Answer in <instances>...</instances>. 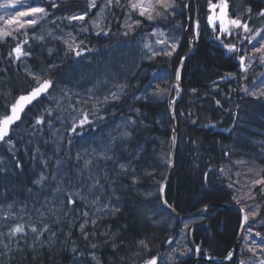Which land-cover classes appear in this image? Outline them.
I'll list each match as a JSON object with an SVG mask.
<instances>
[{
    "label": "trees",
    "instance_id": "trees-1",
    "mask_svg": "<svg viewBox=\"0 0 264 264\" xmlns=\"http://www.w3.org/2000/svg\"><path fill=\"white\" fill-rule=\"evenodd\" d=\"M42 7H45L49 12L52 7L50 3L52 0H32ZM54 2L59 5V9L66 14L73 13L79 14L88 9L87 0H54ZM102 0H97L98 6L101 4ZM126 0H121L122 7H125ZM128 2V1H127ZM178 5L175 15L168 16V18L163 20H156L155 22L141 23L139 26L135 27L134 30L128 35H124L126 29L120 27L118 22L124 21L126 19L125 13L121 10L119 16L115 19L113 23H109L104 19L101 27L105 29V32H101L97 35L98 29L93 27L90 24V20L93 18L92 13L89 12V16L84 22H78L76 26H69L66 29H58L54 25H48L46 29L50 35L53 36L57 32H62V37L65 39H71L69 33L72 34V38L75 39L77 43L81 40L84 43L81 45L82 49H85L82 52V55L76 56L72 52H68L67 46L63 43V40H47L44 38L46 35L41 33L38 28L34 26L24 29L22 32H27L28 43L23 45V49L26 52H30V56H23L20 60L15 59V54L9 56L8 53L17 44L18 40L24 39L17 35L18 40H13L11 37L7 40H0V117L2 115H7L10 112L9 106L17 99L20 95L28 92L31 86H33L32 79L27 75L25 67L27 66L28 70L34 73L41 75L44 78H49L53 81L52 88L49 89L50 97L46 98L44 95L38 99L30 108L24 113L22 120L15 124L10 133L9 137L15 144L14 152L8 151V145L0 142V169H7V172H0V197L7 198L9 196H22V197H35L42 200L47 197H51V189L45 188L43 191H40L39 186L34 185L32 181L38 178V174L41 171H45L46 174H51L55 172L54 161L60 159L63 164L61 167V173H67L70 175L73 173L74 165L73 159L77 152L72 150L73 143L82 138H88L89 128L86 131L82 132H71L70 124L68 120L74 116L75 110H77V103L73 100L67 101V94L65 91H62L61 87H66V81L68 78L71 80L74 77H86L88 79L95 80L98 84L107 82L111 84L123 83L126 85L138 86L139 89L149 90L148 88L149 79H157L158 83L156 85H168L173 82V78L167 79L165 71H174L176 70L181 58L186 55L189 45L185 37V29L187 27V19L184 15L185 1L176 0ZM209 1L201 0V39L198 44L197 52L193 59L188 61L183 69L182 73V84L185 90V96L183 101H181L179 110V118H185L189 122H192L195 119H198L196 128L194 129V135L189 132H186L187 137H185L183 131L181 130V144L188 145L189 156L188 158H180L178 164V169L176 174H179L180 179H174V182L170 188L169 201L177 211L180 213L186 214L189 212V206L183 200L184 197H187L186 190L191 188L189 197L195 198L200 194V189L203 192L204 189V177L205 169L208 165L211 164V161L220 160L222 164L216 166V176L215 178L209 179L210 184L215 185L217 179H222L223 173L220 169H224V166H229V158H232V151H234V146H238L237 143L242 147L255 148L264 146V136L259 135L258 131H261L264 126V97H261V101L255 100L256 97L249 95L248 93L243 92L241 89L235 87L236 76H233V71L241 69L238 63L237 56L243 54H230L225 49L221 47L219 41L215 39V36L218 34V31H213L210 28H206L202 25L206 24V18L210 13ZM231 3V10L236 14H240L243 18V14L247 7H251L252 14L255 17V13L259 12L261 9H264V0H229ZM72 15V14H71ZM264 22V18H257L254 21L250 22L255 23L259 26ZM130 23V22H129ZM87 27V31L82 33L78 27L80 26ZM51 26L52 28H49ZM38 27V26H37ZM110 28L111 31H107ZM158 30L163 31L166 36L169 37V42H171V37H176L179 40V45L173 54L169 56L161 55H149L148 48L146 47L148 43V37H152L154 31ZM191 32V31H190ZM207 32L210 36L207 40ZM204 35V36H202ZM44 36V40L37 39V37ZM224 43H237V46L242 48L246 47L247 41L243 45L239 44L237 39L234 37L224 38ZM255 43V42H253ZM248 49L251 50V45H248ZM51 50V51H50ZM256 55H259L258 53ZM75 62V64H74ZM247 63V61H246ZM258 63L253 64V67L248 70V75L253 74L259 85L263 86L264 77L262 73L264 69L262 66L259 68ZM55 65V67H52ZM256 65V66H255ZM172 74V72H171ZM230 74V75H229ZM239 75H242L239 73ZM223 77V78H222ZM226 77H234L233 80L227 84H224L223 88L219 87L221 81ZM106 81V82H105ZM195 89V91H193ZM226 92H223V90ZM213 93H210L209 91ZM215 90L221 91L220 94H216ZM209 95V97H208ZM191 100H200L208 104L210 111H205L208 113H198L196 106L188 103L187 99ZM114 101L116 106V111L121 112L122 106ZM135 104L140 111L137 123L140 125V130L138 132H144L145 137L141 138L140 141L136 142V138L132 139L130 144H124L123 148H140L143 150L142 146L146 151H150L149 156L145 158L149 160V164L155 161V158H161L162 162L165 164L166 155L170 151V143L166 135L168 134L167 127L169 128V116L166 113L167 110L161 111L159 114L156 107L152 104L145 102H132ZM219 101V104L216 102ZM243 104H248L249 111L241 110ZM252 104V105H251ZM72 105H75L73 109ZM184 105V106H183ZM45 109H51V116L45 111ZM257 109L254 114L252 110ZM226 111V113H225ZM124 112V110L122 111ZM109 113V112H108ZM166 113L167 119H163V122H160L161 116ZM228 114V117H227ZM43 115L45 119L44 125H36L35 119ZM215 116L221 118L222 126L221 128L229 129L230 135L224 136L221 133H216L214 130L213 122L209 120H215ZM92 119V123L97 127V124L100 123L103 126H99L98 130H102L103 127L107 126L108 121L105 119L108 118L106 114L101 113L97 116V119ZM233 118L236 119L233 121ZM254 118L261 123H251V119ZM52 121V128L47 126V121ZM63 120L64 124L57 125V123ZM105 121V122H102ZM184 122V121H183ZM94 126V125H93ZM90 126V127H93ZM198 126V127H197ZM201 126V127H199ZM206 126L209 132L205 133L203 127ZM209 126L211 128H209ZM166 128V129H165ZM59 129L62 130L63 134L59 132ZM58 130V131H56ZM95 129L94 135L96 136ZM132 131V130H131ZM35 132V135L32 133ZM210 132L215 134L210 135ZM92 133V134H93ZM151 134L153 137H147L148 134ZM60 136L61 139H64L62 145L59 143H54V140H58L57 136ZM202 134H204L202 136ZM65 136V138L62 137ZM134 135V132H133ZM162 135L158 138V136ZM238 136H247L245 142H238ZM6 137L5 139H9ZM56 137V138H55ZM215 137L217 139H215ZM71 140V144L68 141ZM189 140V141H188ZM147 141H152V145L147 146ZM195 141V143H194ZM59 148L58 151H55L56 148ZM142 147V148H141ZM39 148V154H37L36 149ZM133 149V150H134ZM241 152H245L244 149H240ZM227 153V155H226ZM179 154V151H178ZM118 156H116L117 158ZM42 159L49 160V165L47 169H44L41 163ZM250 157L242 158L244 161H249ZM22 165V168H16V161ZM146 162V163H148ZM264 162H261L258 165H263ZM246 164V163H245ZM255 166V165H254ZM252 166V167H254ZM166 170H163L161 173H158L159 178H164L167 173ZM167 172V171H166ZM145 172H140L136 175V179L139 177L145 176ZM196 183V184H195ZM142 182H137V185L132 189L118 190L111 186L112 192L110 193L112 197H119V203L122 205L121 211L117 212L115 220L113 222V231L117 232L120 235L121 246L119 250L114 247L113 243H107L105 249H102L100 238L95 232L86 231L87 239L84 238V234H81L80 239H85V243L91 242L92 245L95 244L96 247H90V244L84 245L81 244V253L86 257L91 256L90 250L95 251L98 254V259L103 261L104 264H111L106 260L105 257L112 255L113 258L119 256L114 264L124 261L126 264L130 262H136L138 260L142 261L145 258V247L137 245V238L135 237H144L146 240L147 246L154 248L155 246H160L164 240L165 233L169 230L174 234V230H178L174 224L176 223V218L172 215H166L160 217L161 212L164 210L158 208L152 200H150L149 205L146 204L144 198H149L156 191L146 187L145 191L148 192L145 195H141L138 191V187ZM186 184V185H185ZM213 185V186H214ZM55 184L53 183V187ZM212 186V187H213ZM31 188L32 192L29 193L27 189ZM114 190V195H113ZM181 195V200L178 198V193ZM48 194V195H47ZM139 194V195H138ZM142 196V197H141ZM218 196H207L205 197L208 202H214ZM264 197V196H260ZM31 198V197H30ZM108 198V195L106 196ZM262 200L253 199L255 206L256 204H261V214L252 219L256 224H260L264 227V198ZM107 200V199H106ZM28 202L29 200H20ZM220 202L219 200H216ZM248 210L252 209L246 207ZM163 213V212H162ZM165 217V218H164ZM224 219V222L222 221ZM222 220L216 221L218 226L208 227L205 225V228L199 231H202L206 237L209 233L212 234L211 242L214 243L213 254L216 256L222 257L230 250L233 246L235 240L237 239L238 233V218L237 216L225 215ZM164 221V222H163ZM226 221V222H225ZM223 222V224H222ZM164 224V225H163ZM224 229L221 226H224ZM134 229V242L132 239V233L130 232ZM61 241L43 243L42 248L37 246V243L33 242L37 246V249L40 251L42 249L50 248L47 252H38L32 251L33 243L29 247L23 248L20 250L23 254L20 257V262L14 264H68L63 261H57L56 255L62 251V247L65 248L64 252L67 250L66 245L72 243L70 236L72 235V225L69 222H66L63 229H61ZM125 230H128V233H123ZM175 231V232H176ZM261 233L260 230H257ZM29 232V231H28ZM33 241H40L41 243L45 240H36L33 237V234L29 232ZM264 235L263 233H261ZM77 241V238H74ZM160 240V241H159ZM74 241V242H75ZM118 243V242H117ZM47 245V246H46ZM112 248V249H111ZM116 248V249H115ZM147 248V247H146ZM44 253V254H43ZM10 253H7V255ZM6 255V256H7ZM5 259H9L6 257ZM121 259V260H119ZM131 260V261H129ZM1 260L0 264H9ZM92 263L87 264H96L95 260H92Z\"/></svg>",
    "mask_w": 264,
    "mask_h": 264
},
{
    "label": "bare ground",
    "instance_id": "bare-ground-1",
    "mask_svg": "<svg viewBox=\"0 0 264 264\" xmlns=\"http://www.w3.org/2000/svg\"><path fill=\"white\" fill-rule=\"evenodd\" d=\"M4 1L6 0H0V4H2ZM128 0H126L125 2V7H115L113 6L110 10H106L104 13L105 19L109 22V23H113L115 21V19L119 16L120 11L122 10L125 13L126 19L128 18V14H129V8L127 7V2ZM185 1V5H187V7L184 8L183 12L184 15L187 19V27L185 29V37L186 40H193L194 36H193V32H194V22L196 21V19L199 21V38L198 40L201 39V0H184ZM209 1V0H207ZM210 2H212L213 4H218L217 0H210ZM102 3V2H101ZM32 6H40L39 4H37L36 2H32L31 4ZM100 6V5H99ZM99 6L96 9H92L90 12L92 13V16L94 17L98 10H99ZM228 6H229V15L231 16L233 12V10H231V3H229L228 0ZM49 15L47 17H45L44 19L40 20L34 27L38 28L39 31L41 33H45L44 35H46L44 38H46L47 40H52L51 38H56V40H64L65 37H62V32H57L56 34H54L53 36L50 35L48 30H44L46 29V27L48 25H54L56 26L57 30L60 29H66L69 24L72 25L73 27L76 26V24L79 21H69L67 19H63V17H67V16H71V14L73 15V13L70 14H66V12L64 13L63 11H61L59 9V7L57 8H52L50 9V11L48 12ZM211 15V9H210V13L208 14V16ZM233 16V14H232ZM57 17H60V19H58ZM136 19H140L142 21V23H146L147 21L144 20L143 17H138L136 15L135 12L132 13L131 16V20H129V22L131 23L132 21L136 20ZM125 21V20H124ZM124 21H119L118 24L120 27H124ZM38 26V27H37ZM206 28H210L212 29L211 25H209L207 23L206 20V24L202 25ZM32 27V26H29ZM27 27V29L29 28ZM81 27V26H80ZM80 27H78V29H80ZM49 28H52L51 26H49ZM24 29L20 30L21 32ZM213 30V29H212ZM219 30V25L217 23V31ZM191 31V32H190ZM82 32V31H80ZM84 33V32H82ZM204 35L206 34L207 40H209L208 38H210L209 34L207 32L203 33ZM202 35V36H204ZM58 37H62V39H58ZM43 38V40H44ZM232 40H236V38L234 37V39ZM189 53V49L186 53L185 56H183L181 58V60L183 58H185ZM196 54V53H195ZM195 54L193 55V57L195 56ZM192 57V59H193ZM181 62V61H180ZM180 62L176 68V70L174 71H165L166 73V78L167 79H171L173 78V82L172 85L168 84V85H159L160 88L166 89L167 91L163 94H160L158 96H153V92H155L157 90L156 88V83H158L157 79H149L148 82V88L151 87V89L149 90H143V89H139L138 86H134V85H127V88L124 90V92L122 94H120V99L117 100V102H119V104L122 106V111L124 110V112H119L116 111V106L114 104V101H108L107 103H105V105L101 106L102 108L97 109V111L99 113H104L106 114V116L108 118H106L105 120L108 121L109 118L111 119L106 128L108 129L111 126L117 124V123H121L124 125H129L127 123V121L129 119L135 120L136 124L135 125H131L132 128H130L132 130V136L130 138H128V140H124L123 142L116 144L115 147L113 148L114 151L111 153L114 156H118L117 158H114L113 161H109L106 163V171L109 177V181L112 185L113 188H116L118 190H125V186H126V190L132 189L134 186L137 185V183H133V175L136 176L138 175V173L140 172H145V176L143 177H139L137 178V181L140 183L142 182V184L138 187V191L139 193H141V195H145L146 192L145 189L146 187H150V189L152 188V190L156 191L155 194L153 195V198L151 196H148L149 198H144L146 201V204L149 205L150 200H152L153 202H155L156 205H158L157 207L164 209L161 212L160 217L166 216V215H173L176 218V223L174 224L176 227H178V230H174V234L171 233V231L169 230L168 232L165 233V237L164 240L162 241V244L160 246H155L154 248L150 247L149 245L147 246V248H145L146 251V256L144 258V260L140 261H136L133 263H129V264H145V262L152 258V257H157L158 258V264H173L171 262H169V257H170V251L169 249L171 248V246H174L175 242L177 241L179 235L185 231L183 230V225L185 222V224H190L189 225V229H188V244L190 245L189 249H192L193 251H183L181 253H179L177 255V258H181V260L179 262H176L174 264H239V262L241 260H243L245 263L249 260V255L244 253V251L242 252V245L244 242V238H245V231H244V238L239 240L238 237H240L241 232L238 231L237 233V239L235 240L233 246L230 248L229 251H227V253L225 255H223L222 257L220 256H216L215 254H213V250H214V243L213 241L211 242L212 239V234L209 233L208 236L206 237V235L199 230H202L205 228V225H207L208 227L211 226H218V223H216V221H220L223 219V217L225 215H230V216H237L238 218V224L239 223H244L246 225V227L248 226H252L257 228L258 230L261 231V233L264 234V227L260 224H256L255 222H253L250 217L248 219V222L245 223L243 220V217L245 215V213H248V209L246 208L247 205H244L245 201L248 203L253 204L254 201L253 199L255 198L257 201L258 200H262L261 198L264 197H260L259 195L256 196L254 193H251V195H253L254 198L249 199L248 196H244L243 199L241 200L239 203H237V199L236 198H240L241 193L239 192V189L235 186H230V184H235L236 182V178L239 176L237 175V172L240 171L242 168H244L246 165H250L251 167H257L259 163L264 162V146L261 145L262 147H255L250 148V147H242L240 146L238 143V146H234L233 148L234 151H232V158H229V166H224V170L226 172H228V175H222V179H217L215 181V185L213 186L212 184L209 183V179L211 178H215L216 176V166L219 164H222V161L220 160H214L211 161V164L208 165L207 169H205V177H204V189L203 192L200 189V194L198 197L192 198L188 196V194H190L191 192V188H189V190H186V195L187 197H184L183 200L186 202V204L189 206L188 208L190 209L188 213L183 214L180 213L179 211H177V209L171 205V201H169V193H170V188L174 182V179H180V175L176 174V170L178 169V164H179V160L180 158H188L189 156V146L188 145H183L181 144V130H184L183 133L185 135V137H187L188 135H186V132L189 133L191 132L193 135L195 133L194 129L196 128V124L198 123V119L193 120L192 122H189L188 120H186L185 118H182L183 120H180L179 118V110L182 106L181 101H183V99L180 102H176L177 98L179 97V95H177V90L174 87L175 85V77H176V73H177V69L180 65ZM75 64V62H74ZM183 73V69L181 71ZM182 73L180 74V79H181V84H182ZM239 73H241L242 75H239ZM233 76H236V80H235V87L238 89H241L243 92L245 88H247L249 90V92L251 91H258L259 89H262L261 86L259 85L256 77L251 74L249 76H247V79H244V75H248V72L245 74L242 69L233 71L232 73ZM234 77H226L224 78L221 83L219 84V87L223 88L224 84H227L229 82H231L233 80ZM86 79V77L82 76V77H74V79L72 78L71 80L68 78V80L66 81L67 83H65L67 86L66 87H61L62 91H65V93H67V101L68 100H73L74 102L76 101L75 98H73L70 95L69 91L74 92H82V90H86V92H89V94H91V96H97L99 98H101L102 96H106L109 95V91H115L116 89L113 87L114 84H111L109 82H107V84H104V82L101 83H97L95 80L93 79ZM254 82V83H253ZM119 84H123V83H119ZM118 85V84H115ZM183 87V84H182ZM92 90L91 92L89 90ZM184 90V87H183ZM210 93H213L211 90L209 91ZM216 94H220L221 91L215 90ZM223 92H226V90L224 89ZM247 93V92H245ZM185 90H184V96H185ZM43 96V95H42ZM41 96V97H42ZM41 97H39L38 99H40ZM209 97V95H208ZM129 100H131L132 102H145L148 104H152L154 105L158 112V114L161 111H164V109L167 110V114L169 116V125L170 127H167L168 134L166 135L167 139L169 140L170 143V155L172 156V152L174 150V145H176V156H174V159L172 161L171 165H167L166 163L164 164V162H162L161 158H155V161H153V163L149 164V160L148 158H145L146 156H149L150 151H146L144 149V147L146 146H142L143 150H140V148L137 149H132V148H123L124 144H130L132 142V139L135 137L136 138V142L140 141L141 138L145 137L144 132H138V130H140V124L137 123V119L139 117L140 111L137 106H135V104H132ZM255 100L257 101H261V98L257 99L255 98ZM37 101V100H36ZM171 101H174V103H171ZM187 104L191 103L193 105L196 106V110L198 111V113H208L205 111H210V108L208 106L207 103L200 101V100H191L190 98H188L187 100ZM180 104V105H179ZM252 105V104H251ZM184 106V105H183ZM249 105L248 104H243L241 106V110L244 111H249L248 109ZM138 110V111H137ZM257 111V109L252 110V112L255 114ZM109 112V113H108ZM88 113V120L91 123H88V126H93L95 125L94 122L92 123V121L94 119H97L96 116H92L89 115L90 112H86ZM166 113H164L161 116V120L160 122H163V119H167L166 117ZM226 113V111H225ZM9 114V113H8ZM138 116V117H137ZM228 117V114H227ZM93 119V120H92ZM71 120V118H70ZM70 120H68L69 124H70ZM101 121V119H99ZM236 119L233 118V121H235ZM251 123L255 124V123H261V121H257L254 118L251 119ZM166 121V120H165ZM184 121V122H183ZM263 121H264V117H263ZM60 123H57V125H61L64 124L63 120L60 121ZM209 122H213L212 125L215 127L214 130L215 132L221 133L224 136H229L230 135V131L229 129L226 128H221L219 127V125L222 126V122H221V118L218 116H215V120H209ZM130 126V125H129ZM198 127V126H197ZM201 127V126H199ZM209 128H211L209 126ZM78 129V128H77ZM134 129V130H133ZM166 129V128H165ZM203 129L205 130L204 132L207 133L209 132V130L207 129L206 126L203 127ZM130 130V131H131ZM11 131V128H10ZM9 131V133H10ZM107 130H98V132H96V136L101 135V134H105ZM59 132L61 134H63L62 130L59 129ZM134 132V135H133ZM259 135L264 136V126L262 127L261 131H258ZM210 135L215 134L214 132H210ZM58 135V134H57ZM204 134H202L203 136ZM162 135L158 136L161 137ZM63 138H65L64 135H62ZM147 137H153L150 133L147 135ZM173 137H175V142L173 143ZM189 137V136H188ZM56 138V137H55ZM190 138V137H189ZM247 136H238V142H245L247 139ZM57 143H59L58 145H62L63 142H65L64 139H61L60 136H57ZM215 139H217L215 137ZM189 141V140H188ZM153 143L152 141H147V146L152 145L153 147ZM195 143V141H194ZM110 147V146H109ZM141 147V148H142ZM244 149L245 152H241L240 149ZM102 148H100L99 150H101ZM179 151V154H178ZM81 156L83 157V159H81L79 162L76 161V159H73V165H74V170L73 173L70 174L73 177H78L77 175V169L83 168V164L85 160H88L89 158L85 157L84 154L81 153ZM248 158V156L250 157V159H248V163L246 164H236V161H241L242 158ZM173 158V157H171ZM244 161V160H243ZM148 162V163H146ZM120 164H125L128 165V172L127 173H122L119 176L117 175L118 173L121 172L119 165ZM264 165V163H263ZM172 168V176L170 178L169 181H167V176L170 173V169ZM253 167V168H254ZM259 168H262V165L259 166ZM93 169V166H92ZM133 169L135 170L133 173ZM163 170H166L165 173L166 176L163 178H159V176H157L158 173H161ZM244 172H246V170H244ZM147 173H151V175H147ZM112 181H115V183H112ZM157 182H163L165 184V190L163 193L158 191L159 188V184ZM87 183H89L87 181ZM196 184V183H195ZM186 185V184H185ZM67 186V185H66ZM81 180L80 178L76 179L73 184L71 186H68L69 191H72L74 189V191L81 187ZM213 186V187H212ZM107 191L105 194H103L104 196V202L106 201V196L108 193H111V188L109 190V188H107ZM178 193V198L181 200V195H179V191H177ZM249 194V193H246ZM245 194V195H246ZM48 195V194H47ZM139 195V194H138ZM218 196L216 200H219L220 202H217L216 200L214 202H211V200H209L210 202H208V198L206 199L205 197H211V196ZM262 196V195H261ZM31 197V198H30ZM22 197V196H9V197H5L2 198L0 197V205H3V207H0V232H4L6 233L9 229V226L15 224V223H25V221H27V216H24V220H17L16 217H11L8 220H5L3 217L8 214L9 212H15L13 211V209L9 210L7 208V205L9 203H11L13 200H15L16 202H21L23 205H27V208H33V206H35L37 209L41 208V205L43 204L44 200L40 199V198H35V197ZM48 197V196H47ZM142 197V196H141ZM235 197V199H234ZM20 200H29L28 202H24V201H20ZM164 200L168 201V204L171 205V208L174 209L175 211H177L179 214H181L182 216H187V220L184 222H178V218L177 216L170 211V208L165 205L163 203ZM114 202H118L119 200H113ZM119 203V202H118ZM242 203V204H240ZM17 204V203H16ZM15 204V205H16ZM89 204H80L79 202L73 206L75 207V213H73V211L70 212L69 217L67 218L68 222L70 225H72V235L70 236V239L72 241V243L68 244V246L66 245V251L64 252L65 248L62 247V251L59 252L55 258H57V261H63L64 263H68V264H87L92 263L93 259L91 258L93 256V254L98 258V254L95 251L90 250L91 257L88 256V258L86 259V257L84 255H81V244L79 242H82V247H85L84 245H88L90 244V247L92 246L91 242L85 243L84 241H86L85 239H80L79 237H81V229H80V225L81 224H85V232L88 231L89 232H95L98 234V237L100 238V241L103 242L101 243V248L105 249L107 246V243H113L115 245V247L117 248V250H119V247L122 245L121 244V240H120V235H122V233L118 234L117 232L113 231V222L115 220L114 217V213L107 209V207L105 208L104 211H102L104 217L103 219H96L95 220V216L93 214V211L90 210V208L87 206ZM120 205V209L122 208V205L119 203ZM167 206V207H166ZM78 207L83 209V211L85 210V212H88L89 215L88 216H82L78 211ZM207 207V211L204 212L203 209ZM67 208L71 209L70 206L67 205ZM240 209L243 212L240 211H236L233 212V210ZM34 209V208H33ZM42 210H45L43 208H41ZM121 211V210H120ZM60 211H57L56 215L58 217H60ZM67 215V216H68ZM37 217V216H36ZM165 218V217H164ZM87 221V223H86ZM92 221H95V223H92ZM194 221L200 224H194ZM224 222V219L222 220ZM28 222V221H27ZM164 222V221H163ZM222 222V224H223ZM226 222V221H225ZM66 222L64 224H51V228L52 231L56 232V236L55 237H50V234L46 233L43 237H41L40 239L45 240V241H51V242H56L61 241L63 238V236L60 234L61 233V229H63V227L65 226ZM164 225V224H163ZM224 226H221V228L224 229ZM27 228V225H26ZM254 229V228H253ZM29 232H31L30 230H28ZM176 231V232H175ZM24 238H21L19 235H17V237L15 239H11V238H6V237H0V261L1 260H5L4 262L9 261V264H14L17 262H20V257L22 256V252L20 250H22L23 248L29 247L30 244H32L33 242L37 243V246H39V248H42L44 246H42V243L39 241H33V238H31V235L29 234ZM132 234V239L134 242V229L132 228V230L130 231ZM63 233V231H62ZM123 233H128V230H125ZM114 235L111 236V235ZM123 236V235H122ZM261 236H264L261 234ZM77 241H75L74 238H77ZM257 239L261 240V237L256 236ZM137 238V245L142 246L139 242L140 241H145L144 237H135ZM75 241V242H74ZM160 241V240H159ZM169 241H171V243H169ZM118 242V243H117ZM7 244L8 247L5 248L4 245ZM34 245V243H33ZM37 246L35 245L36 248H33L32 251L33 253L38 252L39 254H41L43 251L47 252L48 249L50 250V248L45 247V249H42L41 251L39 249H37ZM47 246V245H46ZM196 247H200L201 251L199 253H195L194 250ZM115 248V249H116ZM112 249V248H111ZM75 250V251H74ZM120 251V250H119ZM229 252L233 253V257L231 260H228L227 254ZM7 253H10L7 255ZM182 253H187L182 254ZM44 254V253H43ZM7 255V256H6ZM214 257V259H209L208 257ZM6 257H8L9 259H5ZM107 261H109L111 264H114V262L117 261L118 258H120L119 256H117L116 254V258H113L112 255L105 257ZM121 260V259H119ZM215 260H220V261H215ZM131 261V260H129ZM101 264H104L103 261H100ZM117 264H126L124 261L118 262Z\"/></svg>",
    "mask_w": 264,
    "mask_h": 264
},
{
    "label": "snow or ice",
    "instance_id": "snow-or-ice-1",
    "mask_svg": "<svg viewBox=\"0 0 264 264\" xmlns=\"http://www.w3.org/2000/svg\"><path fill=\"white\" fill-rule=\"evenodd\" d=\"M210 2V0H209ZM88 9L82 13L79 14H73L71 16L63 17V19H67L69 21H80L84 22L86 18L89 16V12L92 9H96L98 7L97 0H87ZM113 6L115 7H122L121 0H102V3L99 6V10L97 14L90 20V24L98 29L97 35H99L101 32H105V29L101 27V24L103 23L105 16L104 13L106 10H110ZM50 7L57 8L59 5H57L54 0L50 3ZM127 7L129 8V14L128 18L124 21V28L126 31H124V35H128L129 32L133 31L135 27L139 26L142 21L140 19H136L129 23V20H131L132 13L135 12L138 17H143L144 20L149 22H155L156 20H163L168 18V16L175 15L176 9L178 7L176 0H128ZM187 7V5H185ZM0 8L8 9L13 8L16 9L14 13H12L7 19H5L4 16H0V21H4V27H0V40H7V38L11 37L13 40H18L17 35L15 33H19L20 36L24 37L22 40H18L15 47L8 53L9 56H12L13 53L15 54V59L19 60L22 56H30V52H26L23 49V45L28 43L27 40V32H21V29H26L29 26H35L40 20L44 19L49 15L47 9L42 6H31V5H25L24 0H6L5 3L0 4ZM210 8L215 11V9L219 8L220 11L218 14L209 15L206 20L209 25H211L213 31H217V22L219 25L218 34L215 36V39L220 42L221 47L225 49L230 54H239L241 53L242 49L237 46V43H232L231 41L229 43H224V37H235L239 44L243 45L245 41H247L248 45H251V50L245 48L243 50V54H239L237 56L238 63L242 71L246 74L249 70V68L252 66V64L259 62L261 66H264V22H262L259 26H257L255 23H252L250 26V22L254 21V19L257 18H264V9H261L259 12L255 13V17L252 14L251 7H247L245 9V12L243 14V18L240 14H236L234 17L230 18L228 17L227 12L225 11L228 8L227 0H220V3L218 4H211L210 2ZM26 17H32L31 19H24ZM60 19V17H57ZM15 25V27H8ZM234 29H239V32L233 31ZM88 29L87 27H84L83 25L80 27V31L86 32ZM107 31H111L110 28L107 29ZM107 34V32H105ZM69 39L63 40V43L67 46L68 52L74 53L76 56L82 55V52L85 49L81 48V45L84 43V41H80L77 43L74 38H72V34H68ZM152 35H158L159 37H163V39H158L157 43L165 45V48L162 49L159 52H153V56L155 55H165V56H171L173 52L177 49L179 45V40L176 37H171V42H169V37L166 36V34L163 31L158 30V32L152 33ZM200 32H199V21L196 20L194 22V32L193 36L194 38H199ZM37 39L43 40V36L37 37ZM58 39H62V37H58ZM255 41V43H253ZM146 47H148L146 45ZM151 50V49H150ZM51 51V50H50ZM259 54L257 56L256 54ZM247 61V63H246ZM52 67H55L53 65ZM180 67H183V60L180 62ZM25 71L27 75L32 79L33 86L30 87L27 94L20 95L15 101L9 106L10 112L7 115H2L0 117V142H3L8 145V151L14 152L15 150V144L12 141V139L9 137V131L10 126L14 124L16 121H19L21 119V112H23L24 108L31 104L32 101L38 100L41 95H44L46 98L50 97L49 89L53 86V81L49 78H44L41 75L31 72L28 70L27 66L25 67ZM230 75V74H229ZM223 78V77H222ZM244 79H247V75H244ZM176 80L180 79V70L177 69L176 73ZM106 82V81H105ZM254 83V82H253ZM264 83V81H262ZM116 90L109 91V95H106L103 97V103H107L109 100H119L120 94L124 92V90L127 88L126 84H118L113 86ZM174 87L177 90V95H179V85H174ZM157 90L153 92V96H158L160 94L165 93L167 90L160 88L159 85L156 86ZM92 91L91 89L89 90ZM195 91V89H193ZM245 92H247L249 95L256 97L257 99L264 97V89H259L258 91H251L247 88L244 89ZM67 94V93H66ZM79 102V101H78ZM171 103H174V101H171ZM219 104V101L216 102ZM73 109H75V105H72ZM45 111L48 113L49 116L52 114L51 109H45ZM138 111V110H137ZM45 119L43 115L38 116L35 119V124L33 125V128L36 127V125H44ZM91 123L88 120V113L83 112L81 110V118H79L78 125L74 124L70 131L75 133L77 130V127H83L85 124ZM129 125H135L136 121L129 119L127 121ZM47 126L49 128H52V121H47ZM134 130V129H133ZM58 131V130H56ZM35 135V132L32 133ZM132 136V131L125 130L120 133V138L122 139H128ZM6 137H9V139H5ZM116 137H113L111 140V144L114 145L116 143ZM54 143H57L56 140L53 141ZM175 142V137H173V143ZM69 144H71V140L68 141ZM59 148L57 147L55 151H58ZM37 154H39V148L36 149ZM114 149L112 147H104L99 152H96L95 149H93V153L95 155V158H98L99 160H113L114 155H111L109 153H112ZM227 155V153H226ZM75 159L77 162H79L83 157L79 152L76 153ZM0 161H2V158H0ZM42 166L44 169H47L49 165V160L42 159L41 160ZM165 163L167 165L172 164V158L170 153L166 155ZM236 164H245L248 163L247 161H236ZM63 162L60 159H56L54 161L55 166V172L51 174H46L45 171H41L38 174V178L34 179L32 183L34 185L39 186L40 191H43L45 188L51 189L50 195L51 200H49L47 197H45L43 204L41 205V208L45 209L42 211L41 209H36V212L39 214L38 221L28 223L25 221V223H15L11 226H9V229L6 233L0 232V237H6L15 239L17 235H19L21 238H24L28 235V230L31 231L33 234L34 239L39 240L41 237H43L46 233L50 234V237H55L56 232L52 231L51 224L49 223V220L52 221V223L59 224L60 218L56 215L57 211H63L65 215H68L73 209L67 208V205H76L78 202L80 204H97L100 201V194L107 191L105 188V185L101 183V179H104L107 181L108 177L107 174H104L103 177L96 176L92 172V166H93V159H88L84 161L83 168L77 169V175L81 180L82 186L77 188L75 191H69L68 188L65 187L64 183V176L67 175V173H61V167ZM16 168L20 169L22 168V165L19 163V161H16ZM119 168L121 170L120 173L117 175L119 176L122 173L128 172V165L120 164ZM133 169V173H134ZM220 171L224 175H228V172H226L224 169H220ZM253 168H249L248 172H253ZM0 172H7V169H0ZM264 168H261L259 171H255L256 179H253L251 181V188L249 189V195L248 198L252 199L254 197L251 196V190L252 188H255L256 186H260V194L264 196ZM240 173L237 172V175ZM147 175H151V173H147ZM133 183H137L136 177L133 175ZM206 179V177H205ZM87 181H91V183H87ZM53 183L55 186L53 187ZM70 183V181H69ZM112 183H115V181H112ZM159 184L158 191L163 193L165 190V184L163 182H157ZM236 183H239V181H236ZM231 186V185H230ZM29 193L32 192V189H27ZM92 196V200L88 201V196ZM114 195V190H113ZM116 199H119V197H116ZM235 199V197H234ZM239 199H237V203H239ZM163 203L167 205L169 208H171V205L168 204L167 200H164ZM16 204V201L13 200L11 203L7 205V208L9 210L13 209V206ZM111 205V201L109 200L108 205H104L101 207H98L97 211H104L106 207ZM0 207H3V205H0ZM35 207V206H33ZM27 205L25 204L20 210L19 213L17 212H9L6 214L3 218L5 220L10 219L11 217H16L17 220H24V216L20 213L26 212ZM111 211L113 212H119L120 208L118 206H112ZM204 212L207 211V207L203 209ZM259 211V205H256L252 208V211L250 213H245L243 220L245 223L248 222L249 215L255 217L258 214ZM51 214V216L49 215ZM82 216H88V212H81ZM87 223V221H86ZM92 223H95V221H92ZM27 225V228H26ZM189 225H185V228H188ZM80 229L82 234H84V238L87 239V234L85 233V224L80 225ZM62 231V230H61ZM246 231L249 233V239H252L253 235V228L250 225ZM255 236L261 237L260 243L257 244V242L252 239V245H248L247 241H245V246L247 247V250L252 252L255 256L257 251L261 254H264V236H261L260 232H255ZM46 243V241L42 242ZM143 247H147V244L145 241L139 242ZM171 243V241H169ZM254 245V246H253ZM115 247V245H113ZM5 248L8 247L7 244L4 245ZM35 247V245H33ZM93 248L96 247L95 244L92 245ZM75 251V250H74ZM188 251H193L192 249H189ZM201 251L200 247H196L194 252L199 253ZM2 254V253H0ZM187 254V253H182ZM83 255V253H81ZM233 257V253L229 252L227 254V259L231 260ZM209 259H214V257L209 256ZM92 259L96 261V264H101L100 260L93 254ZM145 264H158V258L152 257L148 259ZM239 264H245L243 260L239 262ZM257 264H264V259L258 260Z\"/></svg>",
    "mask_w": 264,
    "mask_h": 264
},
{
    "label": "rangeland",
    "instance_id": "rangeland-1",
    "mask_svg": "<svg viewBox=\"0 0 264 264\" xmlns=\"http://www.w3.org/2000/svg\"><path fill=\"white\" fill-rule=\"evenodd\" d=\"M6 1H4L3 3H5ZM218 3H220V0H217ZM2 3V4H3ZM24 3L25 5H31L32 4V0H24ZM211 4H213L211 2ZM227 4H228V0H227ZM32 6V5H31ZM209 8H210V3H209ZM211 9V8H210ZM16 11V9H13V8H8V9H4V8H0V16H4L5 19H7L12 13H14ZM220 11L219 8L215 9V11L213 12V10L211 9V15H214V14H218ZM228 14V17L232 18L234 16H231L229 15V6L228 8L225 10ZM32 17H26L24 19H31ZM218 23V22H217ZM4 21H0V27H4ZM8 27H15V25H12V26H8ZM22 30V29H21ZM233 31L235 32H239L240 30L239 29H234ZM132 32V31H131ZM130 32V33H131ZM156 32V31H154ZM53 39V38H51ZM158 39H163V37H159L158 35H153L152 37H148V43H147V48H148V54L149 55H152L153 56V52H159L161 51L162 49L165 48V45H162V44H159L157 43ZM255 42V41H254ZM248 45L246 47H242V51L247 48L248 49ZM151 49V50H150ZM259 56V55H257ZM23 58V56L20 58V60ZM255 64V63H254ZM254 65L252 64V66L249 68V70H251V68H254L256 69V67H253ZM256 66V65H255ZM257 67H261V65L258 63V66ZM262 68L264 69V66H262ZM262 76L264 77V71L262 73ZM262 89H264V84L263 86H261ZM70 92V95L75 98V102L77 103V110H75L74 112V116L71 118L70 120V128L74 125V124H77L78 125V121H79V118H81V110L83 112H90L89 115H92V116H98L100 115L101 113H99L97 111V109H100L102 108L101 106L105 105V103H103V97L102 96L101 98L97 97V96H91V94H89V92H86V90H82V92H72V91H69ZM79 101V102H78ZM111 101V100H109ZM100 119V118H99ZM99 119H96V120H99ZM102 122H105V121H102ZM101 123V122H100ZM97 124V127L96 125H94L93 127H90L88 126L87 124H85L83 127H77L78 129L76 130V132H82V131H86L88 130L89 128L90 131H89V137L88 138H82V139H79L77 141H75L73 143V148L72 150H74V152H79L80 154H84L85 157L87 158H91L93 159V169H92V172L96 175V176H101L103 177L104 174H107V171H106V163L109 162V161H113V160H99L98 158H95V155L93 153V149L96 150V152H99L100 148H104V147H112L114 148L116 144H119L121 142H123L124 140H128V139H122L120 138V133L125 131V130H131L130 128H132V126L130 125H124V124H121V123H117L113 126H111L110 128L108 129H105V127H103L102 130H107L105 134H101V135H98V136H91V135H94L95 133V129L98 130V127L99 126H103L101 124ZM93 133V134H92ZM113 137H116V143L114 145L111 144V140ZM111 154V153H109ZM112 155V154H111ZM114 158H116V156H114ZM75 159V157H74ZM251 166L250 165H246L244 168H242L240 171H238L240 174L239 176L236 178V181H239V183H236L235 184H230L231 186H235L239 189V192L241 193V196L240 198H236V199H239V201L241 200H244L243 197L244 196H248L249 194H246V193H249V189L252 187L251 186V181L253 179H256L257 177L255 176V171H259L260 168L258 167H251L254 169L253 172H248V169L250 168ZM244 170H246V172H244ZM262 175H264V173H262ZM107 177H108V174H107ZM79 177H73L72 175H65L64 176V183H65V187L68 188V186H71L73 184V182L78 179ZM70 181V183H69ZM89 184L91 183V181H88ZM101 183H103L105 185V188H111V183L109 181V177L107 179V181H105L104 179H101ZM67 185V186H66ZM69 190V189H68ZM74 191V189L72 190ZM112 192V190H111ZM106 192L100 194V201L93 205V204H90V203H87L89 205H87L91 211H93V214L95 216V220L96 219H103L104 215L102 213V211H97L96 209L98 207H101V206H104V205H108V202L109 200L111 201V205L107 207V209L111 210V207L112 206H118L120 207L119 205V201L118 202H114L113 199H115V197H112L111 194H109L108 198H106L107 202H104V196L103 194H105ZM251 193H254L256 196H261L260 194V186H256L255 188H252L251 190ZM246 194V195H245ZM108 195V193H107ZM253 197V195H251ZM49 200H51V197L49 198ZM92 200V196L89 195L88 196V201H91ZM17 204L13 206V211L19 213V210L24 206L21 202H16ZM242 204V203H240ZM244 205H247L248 207L250 208H253L255 207L256 205H259V211H258V215L261 214V209H262V205L259 203V204H256L255 206H253L251 203H248L245 201ZM70 206L71 209H73V213H75V205H68ZM34 208V209H33ZM33 208H27L26 209V212L24 213H20L21 215L23 216H27V221L28 223H32V222H35V221H38V219L40 218L39 217V214L36 212V207H33ZM41 209V208H40ZM42 210V209H41ZM44 211V210H42ZM78 211L82 212L83 209L79 208L78 207ZM252 211V209L248 210V213H250ZM85 212V210H84ZM113 212V211H112ZM114 213V216L116 215L117 212H113ZM60 224H64L65 222H68L67 218L69 217V215H65L63 211H60ZM70 214V213H69ZM81 214V213H80ZM51 216V214H49ZM37 216V217H36ZM255 216V217H256ZM250 219L252 220L253 216L249 215ZM263 219H264V216H262ZM186 220H179L178 219V222H184ZM49 223L50 224H54L52 223L51 220H49ZM186 223V222H185ZM182 224L183 225V231L177 241L175 242L174 246H171V248L169 249L170 251V257H169V262L171 263H176V262H179L181 260V258H177V255L183 251H188L189 248H190V245L188 244V228H185V225L186 224ZM194 224L195 221H194ZM187 225H190V224H187ZM242 225L243 223H239V229L238 231L241 230L242 228ZM249 227V226H248ZM248 227H245V238H244V242H243V245H242V252L244 251V253L248 254L249 255V260L245 263V264H257L258 260L260 259H264V254H261L259 252V250L257 251L256 255L254 256L252 252L248 251L247 250V247L245 246V241H247L248 245H252V239H254L257 244L260 243V240L257 239V237L254 235L255 232H257V228L255 227H252L254 228L253 229V235H252V239H249V233L246 231V229ZM111 236L114 237V235L112 234ZM254 246V245H253ZM189 252V251H188ZM91 257V256H90ZM88 258V256H86V259ZM92 258V257H91Z\"/></svg>",
    "mask_w": 264,
    "mask_h": 264
},
{
    "label": "water",
    "instance_id": "water-1",
    "mask_svg": "<svg viewBox=\"0 0 264 264\" xmlns=\"http://www.w3.org/2000/svg\"><path fill=\"white\" fill-rule=\"evenodd\" d=\"M196 1H197V0H196ZM196 20H197V19H196ZM188 42H189V53H188V55H187L185 58L182 59V60H183V67L181 68L180 65H179V67H178V69L180 70V74L182 73L181 71H182V69L184 68L185 64H186L188 61H190V60L192 59L193 55L197 52V48H198V44H199V40H198V38H193V40H188ZM177 84L179 85V97L177 98L176 102H180V101L183 99V97H184V90H183V87H182V84H181V79H179V80H175V85H177ZM41 96H42V95H41ZM35 101H36V100L32 101L31 104H28V105L24 108L23 112H21V117H22L24 111H25L27 108H29V107H30ZM19 121H20V120H19ZM19 121H16L15 123H17V122H19ZM15 123H14V124H15ZM14 124H12V125L10 126V128H11ZM176 152H177V150H176V145H174V150H173V152H172V156H171V157H173V158H172V161H173V159H174V156H176ZM172 168H173V167L171 166L170 173L168 174V176H167V178H166L167 181H169L170 178H171V176H172ZM166 207H167V206H166ZM235 209H236V210H233V212H236V211L243 212V211L240 210V209H237V208H235ZM170 211H172V212L177 216V218H178L179 220H187V219H188L187 216H182L181 214H179L177 211H175V210L172 209V208H170ZM245 227H246V225L243 223L242 228H241V230H240V232H241L240 237H238L239 240H241V239L244 238L243 234H244ZM215 261H220V260H215Z\"/></svg>",
    "mask_w": 264,
    "mask_h": 264
}]
</instances>
